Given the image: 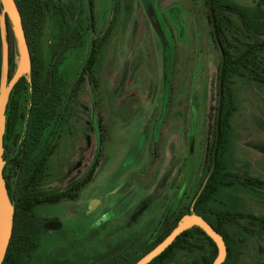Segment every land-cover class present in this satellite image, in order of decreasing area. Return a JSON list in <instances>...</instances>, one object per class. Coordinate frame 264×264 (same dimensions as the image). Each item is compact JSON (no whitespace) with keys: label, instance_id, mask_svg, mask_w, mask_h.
Segmentation results:
<instances>
[{"label":"rangeland","instance_id":"rangeland-1","mask_svg":"<svg viewBox=\"0 0 264 264\" xmlns=\"http://www.w3.org/2000/svg\"><path fill=\"white\" fill-rule=\"evenodd\" d=\"M55 1V7L71 5L64 25L81 33L62 65L68 91L86 64L94 40H106L99 58V84L87 82L80 93L72 120L51 157L54 176L46 190L62 189L85 175L98 152L100 119L107 138L100 166L79 198L37 208L42 243L34 262L104 264L142 251L165 230L171 213L175 211V216L188 208L201 188L220 98L222 53L212 23L214 3ZM221 1L258 9L259 21L264 22V0ZM60 19L54 8L40 38L46 63L52 60ZM3 35L5 40L4 23ZM6 49L4 41L3 84L9 80ZM18 61L17 49L16 67ZM234 86L240 107L234 115L236 136L227 157L243 178L264 182V86L242 77ZM20 101L27 103L26 94ZM7 145L12 155L10 141ZM257 191L250 184H238L225 191L223 200L245 213L253 200L255 208L263 209L264 197ZM178 194L181 201L171 207ZM256 237L245 236V254L238 264H264V254L259 253L264 251V239L258 247ZM179 264L203 263L195 253L183 255Z\"/></svg>","mask_w":264,"mask_h":264},{"label":"trees","instance_id":"trees-1","mask_svg":"<svg viewBox=\"0 0 264 264\" xmlns=\"http://www.w3.org/2000/svg\"><path fill=\"white\" fill-rule=\"evenodd\" d=\"M15 1L30 48L31 68L30 72L14 86L6 112L4 160L9 166L5 165L3 172L15 212L13 233L3 264H37L34 258L42 243L37 208L78 199L83 189L93 180L102 161V149L107 137L103 119H100L102 132L98 142V152L85 175L76 181L70 180L62 189L46 190L49 179L54 176L50 167L51 157L58 148L61 134L66 132L65 126L68 125L69 120H72L80 93L87 82L95 83V87L99 84L98 65L103 46L101 41L94 40L86 64L73 87L68 91L62 65L66 51L77 46L75 43L81 33L77 29L71 31L64 25V21L67 20L66 11L61 5L55 7V0ZM213 3L212 23L216 40L224 54L219 67V87L222 95L221 100L219 98L217 120L220 122V139L214 170L211 175L208 174L212 161L210 156L208 171L190 206L175 216L173 211L165 225L167 226L165 230L156 239L149 241L150 243L144 246L142 251L119 255L104 264H134L157 246L173 230L180 218L189 214L192 209L210 223L213 220L214 228L226 239L228 255L223 264H238L241 260V242L237 238L227 236L224 231L225 218L222 209L218 208L215 202L220 199L225 186L236 183L262 184L260 179H246L240 176L245 179L241 180L240 173L234 170L235 164L228 159L227 154L233 148L236 136L234 115L240 107L238 89L234 86L237 77L253 81L260 87L264 86V22L259 21L258 9H246L237 4L223 3L221 0H213ZM54 8L60 12L61 19L58 39L52 50V60L46 63L40 50V38L48 16ZM2 9L0 1V91L3 64ZM5 37L9 51L10 79L16 68L17 42L8 18L5 19ZM23 94H26L27 99L24 105L20 101ZM8 141L13 148L12 155L7 150ZM181 199L182 195L178 194L171 207ZM213 210H216L215 214ZM217 252L215 242L201 228L195 226L178 236L149 264H179V259L183 255L195 253L203 264H213ZM46 264L68 263L54 260Z\"/></svg>","mask_w":264,"mask_h":264},{"label":"water","instance_id":"water-1","mask_svg":"<svg viewBox=\"0 0 264 264\" xmlns=\"http://www.w3.org/2000/svg\"><path fill=\"white\" fill-rule=\"evenodd\" d=\"M2 3L1 12V28H2V38L3 47L4 41L6 42V59L8 63V44L6 38L4 40L3 35V23H4V33H5V19L8 18L12 30L17 42V49L19 51V61L17 67L8 80L7 83L1 85L0 91V264L4 263L10 240L13 233L14 227V206L10 198V194L6 185L4 177V135L6 131V112L9 103L11 93L17 82L30 72L31 68V53L29 45L26 41L25 31L23 27L22 17L18 9L15 0H0ZM213 14V11H212ZM214 15V14H213ZM221 53L223 51L221 49ZM9 78V76H8ZM2 82H3V70H2ZM222 90L220 91L221 100ZM191 171V165L188 167L186 181H188ZM201 228L216 244L217 246V256L213 261V264H223L226 261L228 250L224 237L220 232H218L214 226L207 221L203 216L192 211L189 214L183 215L178 221L177 225L173 230L151 251L146 253L134 264H149L156 257L161 255L183 232L193 228Z\"/></svg>","mask_w":264,"mask_h":264},{"label":"flooded vegetation","instance_id":"flooded-vegetation-1","mask_svg":"<svg viewBox=\"0 0 264 264\" xmlns=\"http://www.w3.org/2000/svg\"><path fill=\"white\" fill-rule=\"evenodd\" d=\"M62 7L65 9L66 14H68L69 11L71 10V5L67 4L66 6L63 5ZM105 40H106V38L103 39L102 46H103V42H105ZM92 46H93V44H92ZM219 123H220L219 120L216 119V122H215L216 125H213L211 135H210V147L208 149V158L210 156H212V161H211V166H210V169L208 172L209 175H211V173L213 172L214 167H215V163H216V155H217V149H218V144H219V139H220L219 138L220 137L219 136V133H220ZM188 167H189V165H188ZM188 167H187V171H188ZM238 173H240V172H238ZM186 176H187V174H186ZM240 176H242V175L239 174V178H241ZM241 180H245V179L241 178ZM260 181L262 182V184L257 183L256 185H251V186L258 188L257 192H258L259 197H260V195H262L264 197V193H262V190H264V184H263L264 182L261 179H260ZM238 184L240 186L247 185V184H243V183H236L234 185H228V186L223 187V190H222L223 194L221 193L222 198L218 199L215 202V204H216V206H218V208L222 209V213H223V216L225 218L224 223H223V225L225 227L224 231H226L228 237L237 238L238 241L241 242L240 243V245H241L240 254L244 255L245 253H244L243 245H244L245 236L248 237V236H252V235L256 234L257 235L256 238L258 240H256L254 242V245H257L258 247L260 245V242L264 239V207L262 209V207L260 208L258 206V208L256 207L257 208L256 209L255 208L256 205L253 204L255 202L254 200L252 202L250 201L252 205H250V207H248V210H250V211L247 213H245L243 210H241L238 207H237L238 209H234V208L229 207L226 204L225 199L223 200V196L226 197V194H225L226 190H228L231 187L235 188V186ZM252 191L253 190L250 189V193H253ZM262 203H264V202H262ZM256 210H258V212ZM215 211L213 210L214 214H215ZM212 217H215V216H212ZM213 223H214V221L211 220V224H213ZM162 224L160 226H162ZM158 231H159V229H158ZM160 233L161 232H159L157 235H155L154 239H156ZM225 242H226L227 250H228V243H227L226 239H225ZM259 253L264 254V251L262 249H260Z\"/></svg>","mask_w":264,"mask_h":264}]
</instances>
